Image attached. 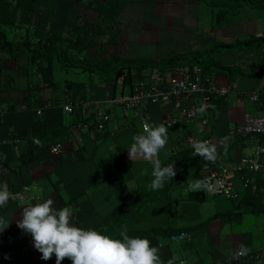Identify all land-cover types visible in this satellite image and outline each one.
<instances>
[{
    "label": "crops",
    "instance_id": "obj_1",
    "mask_svg": "<svg viewBox=\"0 0 264 264\" xmlns=\"http://www.w3.org/2000/svg\"><path fill=\"white\" fill-rule=\"evenodd\" d=\"M45 1L46 0H41L40 5H34L36 11H34L33 25L43 23V20L38 21V18H45L46 21L48 20L46 14L42 11V5ZM118 1H120L121 5L114 16L115 23L114 29H112L113 34L116 35L117 42L113 45H109V51H114L118 56L122 55L121 57L128 58V55H131L121 51L120 54L116 52L121 48L132 47L136 49L137 53L144 49L145 43L147 42V38H145L144 34L146 31L145 28L157 22L159 13L165 6L168 8L165 9L167 10L168 17L165 18V27L160 30L159 33V41L162 43L160 46H163V44L167 42L171 46V51L173 52L180 49L183 43H186V40L191 39L194 43H197V40H201L195 39L194 29L198 27V16L202 9H200V4L206 5L203 0ZM66 6L67 10L70 11V17H73L72 24L73 21L76 22L77 14L82 15L87 21L93 22L97 20L98 15L94 7L95 0H71L66 2ZM241 8H244V6L235 5V13ZM125 11L127 17L122 19L121 14L125 13ZM209 14V18H211V9H209ZM36 15L39 16L37 19L35 18ZM119 15L121 17H119ZM70 17L68 18L67 16L68 19H66L65 22L62 17H59L57 22L58 29L64 32L70 31L72 25H68ZM232 17L225 22L220 21L223 26L220 29H216L218 31L217 41L219 44L227 45L238 37L226 30L230 22L234 20H232ZM122 21L125 22L122 24ZM241 21L244 24V21ZM243 24L240 25L239 22H234L229 27L238 26L237 28L239 30ZM33 29L35 30L34 27ZM210 29L209 27L208 30H206L209 35L211 33ZM15 31L17 32H14L13 36L16 39L23 38L26 34L25 32H27V30H21V32H19V30ZM40 31L41 28L38 26L37 35L41 34ZM51 34L56 33L52 32ZM170 34H175V36L171 37ZM248 35L260 34L248 33ZM121 36L123 38L126 37V40L120 43ZM206 38L211 39L212 37ZM164 39L166 40L163 42ZM99 40H101V42L105 41L103 36L99 38ZM169 40H172V44L169 43ZM98 45L100 46L99 41ZM202 45H206V42L203 41ZM99 46H97V49ZM227 47L230 48L229 46ZM207 48H209V45ZM222 49L227 50V54L225 53V60L228 62H223V64L221 62L218 63L226 67H230L234 64H243L247 67L257 58V54L254 50L243 49L239 51H230L226 48ZM166 53L159 56V58L165 57ZM168 54L173 55L176 53ZM136 56L143 57L138 54ZM52 61L54 60L51 59L48 70H45V73L41 74L36 72L35 66L27 64V57L25 54L0 51V186L7 185L10 193H20L31 197L28 200L9 199L8 203L0 208V216L10 220L9 226L1 232L5 238L0 239V264H44V260L41 259V253L33 246L31 235L17 227L16 222L21 218L23 207L29 203L43 202L44 199L51 197L55 200V206L57 208L65 206H71L73 208V206H75L76 214L74 212L73 223H75L76 226L84 229H94L100 222L99 218L110 217L111 214L117 211V206H120L119 204L114 205L117 201L107 187L117 189L120 192L119 197H121V189L115 188L114 186L122 185L125 179L128 178H123L122 180L120 171L115 169L102 177H98L99 173L97 172V167L91 158L95 156L96 161H101L100 157L102 155H104V158H109L110 155L99 154V148L95 154H92L89 141L91 139H89L86 130L76 129L73 126L74 121L72 122L73 115H66L67 113H63L62 116H60L62 120V131L54 139L61 144V151L57 155H53L49 160L45 159V157H41L38 160L36 158H30L27 149L29 144L32 145L35 143L33 132L40 131L47 127V125L43 124H33L36 118L35 116L39 115V113H35L36 110L33 113L32 107L35 105L36 101L42 102L43 107L51 104V91L47 84L49 81L63 82L69 80L60 76L55 78V76L52 75ZM61 67H56L53 71L58 75L61 71ZM63 71L66 70L64 69ZM246 71L247 70H238L236 72L237 76L229 81L226 80L228 77L224 70L212 71L207 76L211 83L217 86L226 85L229 88V91L223 97L224 106L221 107V110H218L220 108H216V103H214L212 109L207 112V116H209V119H211L214 124L209 137L211 144L216 145V153L219 154L216 155V157L231 167L237 166L238 158L243 155L240 147L243 148L245 145L250 144L242 143V140L237 138L231 129L240 121L243 112L256 114L259 111V109L246 100L245 95L248 94L247 89H254L264 85V80L258 79V76L255 78L252 77L249 80L243 79L239 72L245 73ZM169 76L171 75L169 74ZM172 77H174V75ZM247 81L251 83L248 86L245 84ZM74 84L73 87L75 86ZM98 90L101 91V88L94 87L92 91L93 93H97ZM113 117L109 122L110 128H112V122L116 119ZM192 123L193 122L190 124ZM224 123L228 124V128L223 126ZM195 125V123L192 124L194 128L196 127ZM207 131L208 130L205 129L204 133ZM222 138L227 139L221 143ZM80 144L84 147L83 154H85L86 158L74 159L73 155L77 154L75 150ZM48 154H50V152ZM101 166L104 167L105 165ZM51 172L58 174V177L51 178ZM79 188H84L83 191H85V193H83V196H80L81 198H75V200L72 201V205L66 204L71 196L81 191ZM187 192L188 191H186V193ZM105 198H107L108 201L112 200L114 204L110 207L111 203L106 204L107 200H105ZM80 200L82 201L81 204L74 205V203H78ZM132 203H129L126 209H129ZM253 209L264 211V199L260 204L255 205ZM220 213L222 212L214 214ZM214 220L219 221L220 219L216 217ZM139 222H141V220H139ZM225 222V220H220V223L216 222L215 224L221 226L223 223V226L226 227L228 224ZM193 226L196 227L195 232L201 233L203 236L209 233L204 226L199 227L197 224H193ZM218 226L216 227L217 233L214 234L215 238H212V242L215 246L219 245L218 232L220 228ZM198 229L201 230L198 231ZM209 229L214 230V227L209 226ZM118 230V233L113 232L112 235L119 234L122 229ZM128 232L130 237L147 238L151 241L152 246L160 247L161 259L163 261L166 262L174 258V254L168 247L160 242L159 237L164 236L160 234L156 235L155 233H149L147 235L142 234L140 236L139 234L141 233ZM245 232H247V230ZM142 233L145 232L142 230ZM191 236L192 234L189 238H191ZM250 236H252L251 232L245 233L244 239L242 235L226 234L222 237L224 239V242L221 244L222 249L220 248L217 251L216 256L213 254L209 255L205 264H211L216 260L222 259L228 252L233 251L232 248H239L241 244L252 249L253 247L250 246ZM118 238L121 237L118 236ZM2 240L7 244V249H5V246L1 243ZM223 249H227L225 253L222 252ZM179 261H183L182 258H179ZM260 263L264 264V249ZM191 264H194V261H191Z\"/></svg>",
    "mask_w": 264,
    "mask_h": 264
},
{
    "label": "trees",
    "instance_id": "obj_2",
    "mask_svg": "<svg viewBox=\"0 0 264 264\" xmlns=\"http://www.w3.org/2000/svg\"><path fill=\"white\" fill-rule=\"evenodd\" d=\"M203 1L209 6L212 5L216 10L213 16V22H225L231 19L232 15H234L236 12L235 5L237 4L238 6H248L258 10H264V0ZM35 2L36 0H0V51L25 54L27 57V64L35 66L36 72L41 74H44L45 70H48V65L51 63V59H53L55 62H57V68H59V66H62L61 69L63 68V70H66L68 67L76 68V70H78L77 72H87L88 79L90 80L94 77L96 82L90 80L89 85L87 83L74 84V82L70 80L63 82L49 81L47 83L51 91V104L43 107L42 102L36 101L35 105L32 107L33 113L36 109H40L39 115L35 114L36 118L33 124H43L47 125V127H45V129H41L40 131L33 132V135L35 136V143L32 145L29 144L27 149L30 158H36L38 160L41 157H45V159L49 160L53 155H57L61 151L60 150L56 154H48L49 147L53 143L57 142L54 140L55 137L58 136L62 131V120L60 119V116H62L63 112L61 111L60 106L63 101V97L66 95L72 102H76L79 105L78 109H75L72 113L66 115H73V125L79 124L80 126L82 123L85 124L83 129L86 130L89 139H91L89 141L92 154H95L98 148L99 154H103L100 148L102 146L110 149L108 147L112 146L113 144H106L104 138H112L115 142V145L113 146V152L108 153V155H110L109 158H104V155L100 157L101 161H95L96 158L93 161L91 158L96 166H99L100 164L106 166L109 162H111V166L106 170L99 171L96 168L97 172L99 173L98 177H102L107 173L114 171L115 169L120 171V175L122 176L123 180V178H127L129 176L127 171L128 163L124 159V152L126 150H122L120 142L117 140L115 135L117 136L121 126L123 127L121 129H124L126 132L134 130L133 120L136 118L135 114L131 111H126L123 113L120 108L107 107L105 112L109 115V118L103 123V127L97 130V116L93 114L85 115V113H82V104L92 101V99H99L104 91H107L112 97L117 96V94H124L126 91L125 88H129L132 82H140L145 79L143 70L147 66H150L151 68L156 67L159 69L157 74L162 80L170 77L165 76L163 73L166 70L165 68L168 67L174 68L175 70L179 69L176 72L179 76L184 75V72L191 74L194 68L199 67L204 71V76L207 77L210 72L215 71L212 69V67H217L216 70H224L226 72L228 77L226 79L227 81L236 77L235 74H233L236 71L233 66L226 67L218 62L198 63V59L201 57L198 58L197 56L191 59H186L182 56L174 57L172 55H167L165 56L166 60L164 62H157V60L123 58L116 55L114 51H109V45H113L117 42L116 35L113 34L112 29H114L115 23L114 16L121 5L120 1L118 0H95L94 7L98 15L97 20L93 22L87 21L82 15L77 14L76 22L73 21L70 31L60 32L58 34H51V31H47L46 29L43 30L45 26H49V21H46L45 18H41L43 23H37L36 25H33L34 11H36L34 6ZM38 26L41 28L40 35H37ZM10 28L14 30L21 28V30H27V32H25L26 34L23 38L16 39L13 36V33L10 35ZM102 36L105 40L103 42L99 40V38H102ZM94 41H99L100 46L98 45V49L96 48V50L91 55H89L88 50L91 46H94ZM217 47L226 48L230 51H239L243 49L254 50V52L257 54L256 60L252 62L251 65L247 66L248 68L245 73L239 72V74L242 78H255L258 76V79L260 78V80H264V34L248 35L243 39L235 38L233 42L228 43L227 45H214V47L210 48V51L212 50V52H214ZM210 51H207L206 54H209ZM172 72L169 73L171 76L175 74V72ZM73 84L75 85L74 87ZM84 87H87V94ZM94 87L101 88L99 95L93 93L92 90ZM212 101H214L213 104L216 103V108L221 109V107L224 106L223 97L218 99L214 98ZM159 112L160 111H158V113ZM113 116L116 118L115 120H120L121 124L114 128H110L109 122ZM154 117L158 119V125L161 124L160 115L154 114ZM207 121L208 127L206 130L208 131L206 133L202 132L200 137H196L198 142H202V138L205 136L209 137L210 131L213 129L214 124L212 123L211 119H209V116H207ZM190 123L191 122L187 121L180 122L173 126L170 125L171 127L168 128V142L165 147V154H169L166 156L164 154L163 158L160 160L164 166L173 164L174 168L176 169V175L173 180L166 181L164 187L174 188L175 184H178L179 186H185L182 181L187 179L190 180L191 183L197 180L201 181V174L199 172L200 167L203 164L210 165V161H207L200 156L194 155L193 145H189L186 142L187 137L192 136L188 133H195V128L192 126L194 122L192 124ZM110 133H113V135ZM37 141L39 142V145L37 144ZM83 150L84 147H82L80 144V146L76 148L75 151L77 154H74L73 158L85 159L86 156L83 154ZM216 159L218 160L217 157ZM246 174H248L249 183L245 188L239 189L238 184L235 186L239 190V194L237 197L229 199L231 202H233L231 205V210H225L220 214H213L207 220V222L219 217L221 221L225 220L231 226L232 222L241 221L242 212L250 211V213L257 216L263 223V228L260 232L264 234V211L253 209L255 205L260 204L264 199V170H259L255 173L248 172ZM233 179L234 178H232V180ZM144 188L145 189L143 191L156 192L150 190L148 186H145ZM83 189L84 188H79L81 191L71 196L66 204L72 205V201H74L75 198L77 199L78 197L83 196V193H85ZM164 192L165 191H161L159 193ZM207 195L213 196L218 194H208L201 188L199 190H189L187 193H184L181 199L187 202H203L205 201ZM150 202L152 203L151 200ZM81 203L82 201L80 200L78 203H74V205H79ZM146 203L147 202H145L142 198L141 203H138L135 209L141 210V206L147 208ZM127 206L128 204L117 206L118 209L115 214H111L110 217L100 218V222L94 227V230L100 232L101 234L108 235L113 239H120L118 238L119 234H112L113 232L118 233V229H123L127 224V221L129 220L126 218L128 214H125V212L129 210L126 209ZM75 209V206H73V210ZM159 209L161 208L159 207ZM236 209L239 210L234 211ZM74 212L76 214V210ZM159 223V229L156 227H149L148 230H143L145 233H142V229L139 230L135 228V225H133V228H127V230L130 232L132 231V233H141L139 234L140 236L142 234L147 235L149 233H155L156 235L160 234L161 236H169L171 233L178 232L180 230L185 229V231H188V229L183 227L172 228L169 224L170 222L167 219H163V217L160 218ZM246 230L250 231L251 229L247 228ZM250 232L252 233V236H250V246L253 248L249 249L250 251L248 254H252L251 252L254 251L256 253L257 251H261L263 253L264 238L259 239L257 234L254 232V229H252ZM4 238V235H2L0 232V239ZM261 252L259 253L261 257H259L258 260L253 258L252 255L251 259H246L248 255L247 254L240 261L233 262L231 264H263L259 263L262 258ZM44 264H55V256L53 255L50 260H44ZM62 264H71V261L65 259L62 261Z\"/></svg>",
    "mask_w": 264,
    "mask_h": 264
},
{
    "label": "rangeland",
    "instance_id": "obj_3",
    "mask_svg": "<svg viewBox=\"0 0 264 264\" xmlns=\"http://www.w3.org/2000/svg\"><path fill=\"white\" fill-rule=\"evenodd\" d=\"M41 0H36L35 4L40 5ZM67 0H46L45 3L42 5V11L46 14L47 19L50 21L49 26H45L43 30L51 31L60 33L64 32L58 29L57 27V22L59 17H62L63 21L65 22L66 19L70 17V11L67 10L66 6ZM207 5V6H206ZM203 5L200 4V9H201L199 16H198V27L194 29V35L195 39H201L197 40V43H194L191 39L186 40V43H183L182 47L178 50L171 51V46L166 42L163 44V46H160L162 43L159 41V33L160 30H162L165 27V18L168 17L167 6L162 8V11L159 13V19H157L156 23H153L150 25L148 28H145V38H147V42L145 43L144 49L141 51L136 52V49L132 47H127V48H121L120 50H117L120 54L121 52H125L131 55H128L130 59H144V60H157V62H164L166 59L165 57L159 58V56L164 55L166 52L168 53H176L173 54L172 56L174 57H180L182 56L183 58L186 59H191L195 56L198 58V63H210V62H228L225 60V55L227 54L225 49L217 47L214 52L212 50L210 51L211 47H214V45H218V36H217V30L220 29L223 25L222 22H213V16L215 14V9L211 5L209 6L208 4ZM209 9H211V18H209ZM67 10V12H66ZM68 16V18H67ZM122 16V17H121ZM121 17L122 19H125L127 17V13H122ZM232 20L230 22V25L234 22H239L240 25L243 24L241 20L244 21V24L239 28L237 27H227L226 30L230 31L232 34H235V36L246 38L248 33L250 34H264V10H258L254 8H250L248 6H244V8L238 9L237 13H234L232 15ZM39 16H35L37 19ZM253 18V20H252ZM41 20V18H38V21ZM73 17H70L68 21V25L70 26L72 23ZM159 21V23H158ZM125 21H122V24ZM211 24V25H210ZM210 29V35L206 31L208 28ZM64 28V27H63ZM52 29V30H51ZM136 29V28H135ZM21 32L20 29H16ZM23 30V29H22ZM24 31V30H23ZM15 31L14 29L10 28V35ZM238 32V33H237ZM242 34V35H241ZM171 37H174L175 34H170ZM206 37H212L211 39H207ZM237 37V38H238ZM126 37L123 38L121 36V41H125ZM166 39L163 40V42ZM206 42V45H202L203 41ZM200 41V43H199ZM183 42V41H182ZM169 43L172 44V40H169ZM94 46H91L90 49L88 50L89 55H91L97 48L98 46V41H94ZM178 44V43H177ZM209 45V48H207ZM159 46H160V51H159ZM207 51H210L209 54H206ZM166 53V56L169 55ZM226 53V54H225ZM142 55L141 56H136V55ZM122 55H120L121 57ZM54 64L52 65V75L57 77H62L69 79L70 81L74 83H87L88 85L90 84V80L96 82V79L93 77L92 79H88V74L87 72L80 71L77 72L76 68H71L68 67L66 71H63V68L61 69L60 73L58 75L53 71L57 67V62L52 61ZM192 63V62H189ZM196 64V63H194ZM234 69L237 72L238 70H247V67L244 66L243 64H234L232 65ZM166 70L163 72L165 76H169L170 72H175L174 76L175 77H180L176 72L179 70H175L174 68H165ZM213 70H216L217 67H212ZM159 72V69L151 68L150 66H147L143 70L144 78L147 79V77H150L153 73L155 74ZM172 72V73H173ZM235 76H237V73H235ZM243 79L249 80L250 78L244 77ZM253 83V82H252ZM246 86L251 84L249 81L245 82ZM85 86V85H83ZM103 87V86H101ZM85 88V87H84ZM253 89V88H252ZM247 89L248 93L252 90ZM86 94L88 93L87 87L85 88ZM100 94V90L96 93V95ZM246 100L248 101L247 95H245ZM219 110V109H218ZM221 110V109H220ZM130 112V111H129ZM174 115V113H171ZM128 120V119H127ZM151 124L158 125V119L154 117V114H152L150 118ZM121 124L120 120H115L112 122V128L118 126ZM133 125H134V130L126 132L122 126L120 127L117 136V140L120 142V146L122 150H126L125 153V161L128 163L127 171L129 173V176L127 179H125L124 183L122 185L114 186L115 188L121 189V197H119L120 192L117 189L107 187L108 190L112 193L114 196L115 200L117 201L116 204L112 200L108 201L107 200L106 204L111 203L110 207L114 205H126L129 203H132L129 210L125 212L127 215L126 218L129 219L127 221V224L124 226V228H133L135 225L137 229L139 230H148L149 227H156L159 229V220L161 217L163 219H167L170 223V226L172 228L175 227H183L188 229V232L192 234L191 238L189 239H183L180 241H171L169 239V236H164V237H159L161 244L165 245L168 247V249L174 254L175 258V263L176 264H191V261H194V264H205V261L208 259L209 255L213 254L214 256L217 255V251L222 247L221 244L224 242V239L222 238L226 234H238L242 235L243 239L245 236V233H250L249 231L245 232L247 228H250L251 230L254 229V232L257 234L259 239L264 238V234L261 231L263 228V223L259 218L250 211L242 212V218L241 221L239 222H232L231 226L228 224L226 227L223 226V223L221 226H218L217 223H220V220H210L207 222V220L213 215L214 213H219L223 212L226 209L231 210V205L233 202H231L228 198H225L221 195H207L205 201L203 202H197V201H185L182 200L181 198L183 197L184 193L186 191L192 190L190 189L189 185L191 184L190 180H184L182 183L185 184V186H179L178 184H175L174 188H168V187H163L161 190H157L156 192H147L143 191L145 186H148V184L151 182L153 179L151 173H152V165L143 159L137 158L130 160L129 155H128V149L132 143V137L136 134H139L142 132L140 129V120L139 118H134L133 120ZM173 126V125H171ZM171 126H168L167 128H170ZM195 133H188L192 135L193 137H200L202 134V131H200L195 125ZM223 126H226L228 128V124L224 123ZM172 133V132H171ZM113 135V133H110ZM234 134V133H233ZM109 135V134H108ZM187 135V134H186ZM172 139V138H171ZM104 141L106 144L112 146L108 147L110 149H107L106 147L102 146L101 152L103 154H108L109 152H113V146L115 145V142L112 138H104ZM252 148L251 144L245 145L243 148L240 147L241 151L243 152V155H241L238 158V163L241 157L246 156L250 153ZM166 149L164 148L163 150L160 151L159 153V159L163 158V155L166 153ZM169 154V153H168ZM166 154V155H168ZM217 155H219L217 153ZM92 160H95V156L92 157ZM96 161V160H95ZM224 164V161H222ZM94 163V162H93ZM95 164V163H94ZM122 165V164H120ZM111 166V162H109L105 168L101 166H96L99 171L106 170ZM145 170H147V175L144 174ZM51 178H56L58 177V174H55V172L50 173ZM114 179V178H113ZM189 182V184H188ZM97 185V184H96ZM108 185V184H107ZM99 186V185H98ZM109 186V185H108ZM94 187V186H93ZM97 187V186H96ZM185 190V191H183ZM161 191H165L164 193H159ZM155 197V198H153ZM144 199L146 203V207L144 208L143 206L141 210L135 209L136 205L138 203H141V199ZM152 201V203L150 202ZM150 202V203H149ZM121 203V204H120ZM105 204V205H106ZM159 207L161 209H159ZM145 209V210H143ZM134 210V211H133ZM239 209H236L234 211H237ZM145 211V212H143ZM129 212V213H128ZM115 214V213H113ZM219 216V215H218ZM219 219V217H217ZM100 219V218H99ZM141 220V222H139ZM129 222V223H128ZM149 223V224H147ZM193 224L199 225V227H204L207 228L208 234L206 236L201 235V233L195 232V227ZM209 226L214 227V230H210ZM220 228V231L218 232V238H219V245L215 246L214 243L212 242V238H215V233H217L216 227ZM224 227V228H223ZM185 230V229H184ZM201 229H198V231ZM256 236V237H257ZM1 243L5 246L6 248V243L4 240L1 241ZM1 244V245H2ZM247 244V242H246ZM248 245V244H247ZM230 247V245H229ZM222 249V248H221ZM236 247L232 248L234 251ZM227 249H223L222 252L225 253ZM210 251V252H209ZM179 258H182L183 261H179ZM199 259V260H196ZM260 263V262H259Z\"/></svg>",
    "mask_w": 264,
    "mask_h": 264
},
{
    "label": "built area",
    "instance_id": "obj_4",
    "mask_svg": "<svg viewBox=\"0 0 264 264\" xmlns=\"http://www.w3.org/2000/svg\"><path fill=\"white\" fill-rule=\"evenodd\" d=\"M180 77L170 76L162 80L155 72L147 79L140 82H132L129 88H125L124 94H117L112 97L107 91L102 93L99 99H92L83 105L82 113L85 115H96V129L103 127V123L109 118L105 112L107 107L120 108L123 113L131 111L140 120V128L147 122L151 124L152 114L160 115V123L165 126L175 125L180 122H194L198 129L204 133L208 127L207 112L212 109L215 98L224 97L229 91L226 85L217 86L205 77L204 71L196 67L191 74ZM248 101L253 104L258 113L250 114L243 112L240 121L231 129L235 136L242 140L244 144H252L249 156L241 157L238 167H231L221 160L203 164L199 172L201 181H204L202 189L208 194H218L225 198L233 199L239 194L235 187L245 188L249 183L248 172L255 173L264 170V85L254 88L247 94ZM78 103L72 102L66 95L61 103L63 113H72L78 109ZM204 108L203 113L196 110ZM36 109L35 113H39ZM158 111H160L158 113ZM174 113L172 115L171 113ZM76 129H83L85 124L73 125ZM205 127V128H204ZM202 141L210 142V137H203ZM189 145L198 142L197 138L189 136L186 139ZM61 150L59 142L53 143L49 147L51 154H56ZM232 178H234L232 180ZM10 199L28 200L31 197L20 193H10ZM189 232L180 230L169 235L171 241H180L189 238ZM238 249L226 254L222 259L211 264H231L240 261L245 256H237ZM246 259L257 258V253L251 252ZM252 255V257H251Z\"/></svg>",
    "mask_w": 264,
    "mask_h": 264
},
{
    "label": "clouds",
    "instance_id": "obj_5",
    "mask_svg": "<svg viewBox=\"0 0 264 264\" xmlns=\"http://www.w3.org/2000/svg\"><path fill=\"white\" fill-rule=\"evenodd\" d=\"M196 111L202 114L204 108ZM168 131L163 124L145 122L142 132L132 137L127 151L130 160L140 158L152 165L153 179L148 184L152 191L163 189L165 182L173 180L176 175L173 164L164 166L159 159L160 151L168 142ZM226 139L222 138L221 143ZM37 144L39 145L38 141ZM193 149L194 155L207 161L214 162L216 159V145L208 141L194 143ZM249 155L250 153L246 156ZM144 174L147 175V170ZM203 186L204 181L199 180L189 185L192 190H199ZM10 195L7 185L0 186V208L8 203ZM55 205L56 202L51 197L43 202L29 203L23 207L21 218L16 222L19 229L31 235L33 246L41 253L42 260H50L54 255L55 264H62L65 259L70 260L71 264H176L175 258L163 261L160 247L152 246L149 239L130 237L126 227L120 231V239H113L94 229L76 226L73 223V208H57ZM9 222L10 220L0 216V232L9 226ZM236 249L237 256H245L250 251L243 244ZM260 252L258 251L257 260L261 257Z\"/></svg>",
    "mask_w": 264,
    "mask_h": 264
}]
</instances>
